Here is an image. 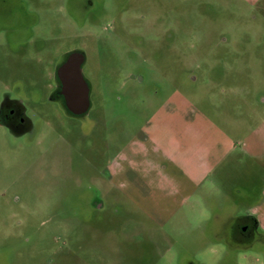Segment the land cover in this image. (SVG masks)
Returning a JSON list of instances; mask_svg holds the SVG:
<instances>
[{
  "label": "rangeland",
  "instance_id": "1",
  "mask_svg": "<svg viewBox=\"0 0 264 264\" xmlns=\"http://www.w3.org/2000/svg\"><path fill=\"white\" fill-rule=\"evenodd\" d=\"M17 1L0 97L32 128H0V264H264V0ZM31 48L84 53L85 115L49 101ZM244 214L250 247L224 226Z\"/></svg>",
  "mask_w": 264,
  "mask_h": 264
},
{
  "label": "flooded vegetation",
  "instance_id": "2",
  "mask_svg": "<svg viewBox=\"0 0 264 264\" xmlns=\"http://www.w3.org/2000/svg\"><path fill=\"white\" fill-rule=\"evenodd\" d=\"M0 5L5 8L3 17L5 21L11 22V19L17 14V16L21 19L24 17L30 18V15H27V11L21 10L17 0H0ZM83 7L87 9V1L84 0ZM35 29L36 26L31 27ZM23 29V28H22ZM36 33L35 30L33 32ZM33 37V36H32ZM32 37H28L26 46H34L35 41ZM35 47V46H34ZM33 49V48H31ZM81 53L84 56L82 51L74 50L71 52L61 53L58 56V59L46 55L43 50H35L33 49V57L30 58V62L34 65L38 71H41L45 66L51 67V70L44 71L40 73V75H47L50 80V95L49 101L60 102L62 108L65 110L62 95H61V80L59 77V68L60 66L67 60L70 54L72 53ZM44 53V54H43ZM85 63V56L84 61L81 64V72L83 64ZM42 72V71H41ZM83 75V73H82ZM84 77V76H83ZM85 79V78H84ZM87 83V81L85 80ZM88 85V83H87ZM89 87V86H88ZM90 90V89H89ZM15 89H3L1 97H0V128L5 129L10 134L18 137L27 134L30 132L32 128L31 120L27 114V106L25 102L15 95ZM65 112L70 115L66 110ZM72 116V115H70ZM119 172V173H118ZM121 170L115 171V176L118 173L120 174ZM151 172V171H148ZM224 226L228 229V240H243L247 242V246H252L256 241H259L261 236L258 233V221L249 215H241L238 217H228L224 222Z\"/></svg>",
  "mask_w": 264,
  "mask_h": 264
},
{
  "label": "water",
  "instance_id": "3",
  "mask_svg": "<svg viewBox=\"0 0 264 264\" xmlns=\"http://www.w3.org/2000/svg\"><path fill=\"white\" fill-rule=\"evenodd\" d=\"M83 61V54L72 53L58 71L64 107L73 117L85 115L90 108V90L81 72Z\"/></svg>",
  "mask_w": 264,
  "mask_h": 264
},
{
  "label": "crops",
  "instance_id": "4",
  "mask_svg": "<svg viewBox=\"0 0 264 264\" xmlns=\"http://www.w3.org/2000/svg\"><path fill=\"white\" fill-rule=\"evenodd\" d=\"M148 140H150V142H153L152 143V145H153V147L151 148V151H153V153L155 154V158H157V156H160L161 157V159L164 161V159L166 160V162H171V163H177L178 165H179V163H178V161L179 160H174V159H170V157L168 156V155H165V150L163 149V148H160L159 147V144L157 143L158 142V140H156L155 138H153V139H148ZM148 140H146V141H148ZM142 148V147H141ZM160 154V155H159ZM173 158V157H172ZM153 160H154V158H153ZM152 160V161H153ZM156 160V159H155ZM173 160V161H172ZM157 162H158V160H157ZM157 162L156 163H154L153 162V164L151 163V161H149L148 163H147V165H146V168L147 169H149L150 171L154 168V166L155 165H157ZM173 163V164H174ZM129 164L132 166V165H136V163L133 161V160H131L130 162H129ZM154 165V166H153ZM119 170H121L120 168H119ZM149 170H146V171H149ZM162 170V169H161Z\"/></svg>",
  "mask_w": 264,
  "mask_h": 264
}]
</instances>
